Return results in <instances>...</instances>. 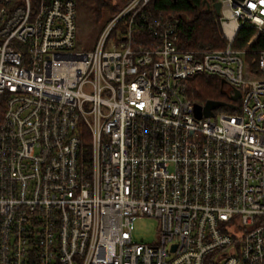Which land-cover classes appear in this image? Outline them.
<instances>
[{"label":"built area","instance_id":"1","mask_svg":"<svg viewBox=\"0 0 264 264\" xmlns=\"http://www.w3.org/2000/svg\"><path fill=\"white\" fill-rule=\"evenodd\" d=\"M151 1L80 51L75 0H0V264H264V0H216L226 45L202 50ZM203 74L241 105L198 118Z\"/></svg>","mask_w":264,"mask_h":264},{"label":"trees","instance_id":"2","mask_svg":"<svg viewBox=\"0 0 264 264\" xmlns=\"http://www.w3.org/2000/svg\"><path fill=\"white\" fill-rule=\"evenodd\" d=\"M210 2L207 8L204 3ZM216 0H152L147 11L156 17L175 18L178 28L177 44L186 50H202L222 48L226 45L219 14L215 11L213 3ZM113 14L116 13L127 0H114ZM253 34V29L243 28L237 35L233 46L243 47ZM253 49L264 48V37H259ZM253 56V55H252ZM189 99L204 105L208 100H229L227 84L222 79L212 75H198L192 78L187 89ZM232 110V109H231ZM86 140L89 133L86 131Z\"/></svg>","mask_w":264,"mask_h":264},{"label":"rangeland","instance_id":"3","mask_svg":"<svg viewBox=\"0 0 264 264\" xmlns=\"http://www.w3.org/2000/svg\"><path fill=\"white\" fill-rule=\"evenodd\" d=\"M76 2V49L80 51H91L95 48L99 36L105 25L112 18V5L114 0H75ZM255 73L252 77H261ZM230 90V88H227ZM242 99H237L236 104L241 105ZM232 113L227 106L215 109L216 114L220 112ZM238 112H241L238 110ZM159 220L156 217L143 216L136 220L133 232L134 240L142 243H153L157 239Z\"/></svg>","mask_w":264,"mask_h":264},{"label":"water","instance_id":"4","mask_svg":"<svg viewBox=\"0 0 264 264\" xmlns=\"http://www.w3.org/2000/svg\"><path fill=\"white\" fill-rule=\"evenodd\" d=\"M204 3L207 5V8L211 7L210 2L204 1ZM213 7L217 14H220L221 12V2L220 1H215L213 3ZM224 82V81H223ZM241 96V92L238 89L234 90V93L230 96V99L232 100H237ZM221 106H229L232 108H236L237 106L226 102L222 100H208L204 105H200L198 103H195V115L198 118H201L203 116H212L214 115V109L221 107Z\"/></svg>","mask_w":264,"mask_h":264},{"label":"flooded vegetation","instance_id":"5","mask_svg":"<svg viewBox=\"0 0 264 264\" xmlns=\"http://www.w3.org/2000/svg\"><path fill=\"white\" fill-rule=\"evenodd\" d=\"M227 88H229L228 86H227ZM229 91V90H228ZM222 101H226V102H228L229 100H222Z\"/></svg>","mask_w":264,"mask_h":264}]
</instances>
